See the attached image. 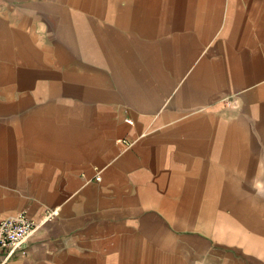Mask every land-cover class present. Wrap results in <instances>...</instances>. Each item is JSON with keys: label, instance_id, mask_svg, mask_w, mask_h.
<instances>
[{"label": "crops", "instance_id": "0c3cea01", "mask_svg": "<svg viewBox=\"0 0 264 264\" xmlns=\"http://www.w3.org/2000/svg\"><path fill=\"white\" fill-rule=\"evenodd\" d=\"M49 209L11 264H264V0H0V221Z\"/></svg>", "mask_w": 264, "mask_h": 264}, {"label": "built area", "instance_id": "2783aa9c", "mask_svg": "<svg viewBox=\"0 0 264 264\" xmlns=\"http://www.w3.org/2000/svg\"><path fill=\"white\" fill-rule=\"evenodd\" d=\"M101 180V177L97 178ZM59 215L58 209L47 211L43 218L34 219L28 210L0 221V264H11L15 255L48 222Z\"/></svg>", "mask_w": 264, "mask_h": 264}, {"label": "rangeland", "instance_id": "374dc122", "mask_svg": "<svg viewBox=\"0 0 264 264\" xmlns=\"http://www.w3.org/2000/svg\"><path fill=\"white\" fill-rule=\"evenodd\" d=\"M121 142H124L125 144H128L129 143V141L128 140H123V139H121L120 140ZM130 144H131V142H130ZM98 177H100V176H98ZM97 177V178H98ZM98 180V179H97ZM98 181H101V180H98ZM50 210H53V209H49V210H47V211H50Z\"/></svg>", "mask_w": 264, "mask_h": 264}]
</instances>
